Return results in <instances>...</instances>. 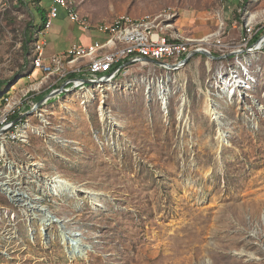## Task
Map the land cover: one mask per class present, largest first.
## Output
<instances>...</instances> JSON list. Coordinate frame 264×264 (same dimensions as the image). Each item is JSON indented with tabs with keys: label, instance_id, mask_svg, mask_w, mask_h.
Listing matches in <instances>:
<instances>
[{
	"label": "rangeland",
	"instance_id": "rangeland-1",
	"mask_svg": "<svg viewBox=\"0 0 264 264\" xmlns=\"http://www.w3.org/2000/svg\"><path fill=\"white\" fill-rule=\"evenodd\" d=\"M73 1L94 23L172 9L181 35L246 51L170 72L169 118L148 89L164 73L153 64L86 103L80 91L52 98L50 135L11 151L45 181L60 176V191L40 194L25 175L12 186L23 202L0 192V264H264V47L239 48L247 22L264 33V0ZM49 3L0 0V94L42 81L29 57ZM222 71L241 75L235 96Z\"/></svg>",
	"mask_w": 264,
	"mask_h": 264
},
{
	"label": "built area",
	"instance_id": "built-area-1",
	"mask_svg": "<svg viewBox=\"0 0 264 264\" xmlns=\"http://www.w3.org/2000/svg\"><path fill=\"white\" fill-rule=\"evenodd\" d=\"M49 1L46 21L36 33L32 54L29 57L32 72L37 70L43 76L42 81L35 84L33 82L23 88L18 87L17 83L0 94V192L12 202L24 200L17 193H13L12 186L17 185V181L23 179L25 175H28L33 183H37L40 194L46 189L60 191L58 181H55L56 178H61L60 176L45 181L41 163L24 166L17 161L11 151L13 147L27 145L31 135H50L48 131L52 127V122L48 110L42 106L33 113L30 112L37 103V92L44 85V81L54 80L52 86L57 87L54 91L65 84L66 89L63 93L80 91L83 98L85 95L93 97L95 90L104 91L119 78L133 82L132 77L136 70L152 64L143 61V58L151 59L159 62L158 65H153L164 73L153 78V83L149 84L148 89H152V84L156 87L162 111L165 118H169V85L172 81L170 72L184 68L186 64L183 63V59L193 50L206 48L212 52V49H216L221 53V58H226V53L233 48L231 43H226L218 35L203 38L181 35L175 26L178 14L172 9L140 17L121 14L113 20L94 23L81 14L73 0ZM241 1L243 0H239ZM61 11L67 14L72 23L79 25L87 33H94L97 38L91 43H74L61 53L47 55L45 52L47 41L44 36L59 18ZM223 26L224 23H221L219 35ZM261 32L262 28L257 29L252 21L247 22L239 48H247ZM260 45L264 47V39ZM164 64H178V67L171 70ZM240 76H235L232 71L230 76L223 71L221 73L222 83L226 84L227 88L234 89L231 96L236 95L235 91L241 90L239 88L241 85L238 84ZM225 77L228 79L227 82L224 80ZM246 77L249 75L245 76L244 80L250 81ZM59 82L60 84L62 82L60 87ZM10 90H13L12 94H8ZM90 97L85 98L87 101L84 103L88 102ZM35 121H38V124Z\"/></svg>",
	"mask_w": 264,
	"mask_h": 264
},
{
	"label": "crops",
	"instance_id": "crops-1",
	"mask_svg": "<svg viewBox=\"0 0 264 264\" xmlns=\"http://www.w3.org/2000/svg\"><path fill=\"white\" fill-rule=\"evenodd\" d=\"M45 13H47L46 9ZM64 21V17H61L60 15L59 18L54 22L52 27L45 34L44 37L47 41L45 52L47 55L61 53L74 43H91L97 38L94 33L90 34L85 32L79 25L72 22L68 24ZM38 29V27L35 29V37ZM39 76H41V74Z\"/></svg>",
	"mask_w": 264,
	"mask_h": 264
},
{
	"label": "water",
	"instance_id": "water-1",
	"mask_svg": "<svg viewBox=\"0 0 264 264\" xmlns=\"http://www.w3.org/2000/svg\"><path fill=\"white\" fill-rule=\"evenodd\" d=\"M263 39H264V33L258 36V38L251 45L250 48L251 49L252 48L256 49V47L259 46L262 43ZM245 51L246 50H240V51H237V52H233L230 55H228L227 57H230V56L235 55V54H240V53H243ZM196 55H203V56L207 57L211 61H215V60L221 59V57L215 56L210 50L203 48V49L193 50L192 52L187 54L186 57L183 59V63L187 65L189 63V61L192 58H194ZM143 61L149 62V63H152V64H157V65L159 64V62L151 60V59H147V58H143ZM129 64H131V62H129ZM164 66L166 68L172 70V69H176L178 67V64H164ZM86 83H90V82L86 81ZM9 88H10V86L7 88V91L9 90ZM65 89L66 88H65V84H64L59 89H57V91H53L52 93L46 95L42 100H40L39 102L36 103V105L34 106V108L30 112L33 113L34 111L42 108V106H44L52 98L56 97L60 93H63L65 91Z\"/></svg>",
	"mask_w": 264,
	"mask_h": 264
},
{
	"label": "bare ground",
	"instance_id": "bare-ground-1",
	"mask_svg": "<svg viewBox=\"0 0 264 264\" xmlns=\"http://www.w3.org/2000/svg\"><path fill=\"white\" fill-rule=\"evenodd\" d=\"M254 17H252V19H253ZM251 19V20H252ZM261 45H259V46H257V49H261ZM231 94V92L229 91L228 92V95H230ZM234 94V93H233ZM88 97H90V96H88V95H85L84 96V98H88ZM185 106H186V99H184L183 98V100H182V104L180 105V108H179V111H180V114H183V112L185 111ZM215 114V113H214ZM210 115H212L211 113H210ZM219 117V116H218ZM41 136H44V135H41ZM68 189V188H67Z\"/></svg>",
	"mask_w": 264,
	"mask_h": 264
},
{
	"label": "trees",
	"instance_id": "trees-1",
	"mask_svg": "<svg viewBox=\"0 0 264 264\" xmlns=\"http://www.w3.org/2000/svg\"><path fill=\"white\" fill-rule=\"evenodd\" d=\"M36 1H39V0H36ZM249 0H245L244 2H248ZM46 21V13H45V10H43V14H42V24L38 27L39 29L43 27L44 23ZM258 38V37H257ZM256 38V39H257ZM255 39V40H256ZM216 55V54H215ZM44 98V96H38L37 97V102H39L40 100H42Z\"/></svg>",
	"mask_w": 264,
	"mask_h": 264
}]
</instances>
